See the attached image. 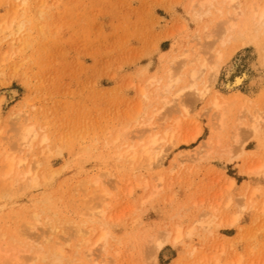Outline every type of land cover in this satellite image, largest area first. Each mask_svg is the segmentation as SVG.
<instances>
[{"label":"rangeland","instance_id":"rangeland-1","mask_svg":"<svg viewBox=\"0 0 264 264\" xmlns=\"http://www.w3.org/2000/svg\"><path fill=\"white\" fill-rule=\"evenodd\" d=\"M184 3L30 0L33 18L28 16L22 39L14 43L9 37L0 39V150L15 143L14 126L20 121L34 125L47 138L42 143L34 140L20 153L39 173L41 184L21 188L8 179L12 186L18 185L8 188L0 180V264H48L36 253L51 242L61 249L58 264H264V173H240L241 161L232 155L216 151L204 155L206 141L215 131L211 126L215 115L207 109L206 100L215 89L227 93L219 87L225 66L239 59V72L261 74L262 80L252 88L247 81L238 86L245 95L256 98L264 88V68L253 46L229 43L214 87L202 99L182 95L185 107L176 106L155 117L162 125L157 131L173 125L176 118L181 126L158 145L157 159L123 161L114 155L116 133L136 128L132 117L146 104L139 89L148 85V76L159 72L162 53L186 48L202 23L221 18L214 13L197 22ZM10 12L11 0H0V19ZM202 37L198 44L205 40ZM11 89L16 95L8 100ZM235 110V105L228 107L230 118ZM260 128L264 130V123ZM197 129L195 140L181 141ZM231 133V128L221 133L223 144L231 143ZM243 140L247 150L258 149L249 132ZM257 160L246 164H258ZM103 172L113 175L106 176L108 183L104 179L107 195L92 214L95 202L87 191L99 188L90 179ZM229 178L234 181L231 185ZM254 185L261 194L246 198V186ZM214 206L221 209L224 224L196 227L175 245L166 242L151 250V239L161 237L159 232L163 235L177 224L187 228ZM101 208L104 213H99ZM33 214L39 220L26 237L22 227L33 222ZM234 214L236 221L228 224ZM84 220L86 226L109 231L105 245L96 244L90 259L81 253L86 248L81 240L88 238L90 244L94 239L91 232H84L86 226L80 224ZM65 221L72 223L68 232L61 230ZM53 222L58 226L54 231L50 229Z\"/></svg>","mask_w":264,"mask_h":264},{"label":"bare ground","instance_id":"bare-ground-1","mask_svg":"<svg viewBox=\"0 0 264 264\" xmlns=\"http://www.w3.org/2000/svg\"><path fill=\"white\" fill-rule=\"evenodd\" d=\"M184 1L186 12L197 22H203L206 17L214 15V13H217L221 18L215 21V23L210 24V21L202 23V27L198 28L195 34L192 33L191 37L194 39L193 41L198 40L203 34L205 42L202 41L201 44H198L197 41H192V43L188 42L186 48H179L177 50L170 49L162 53L163 55L160 58L159 72L148 76L146 79L148 85L139 89V94L142 96L146 104L143 106L142 110L138 109L132 117L133 123L136 124L134 127L136 128L132 131L124 128L125 131H118L114 137V155L116 159L123 158L125 159L123 161L138 158L157 159L158 145L164 142L167 137L169 138L172 133H177L181 129V126L179 118H176L173 121V125L165 127L162 132L157 131L156 129L162 125L156 122L155 117L159 114H162L163 116L164 113H170L176 106L177 108L185 107L184 105H186V103L183 105V99H181L184 94L190 95L186 96V98L189 97L191 100L202 99L215 85V80L217 79L221 65L225 59H227L226 47L229 43L233 45L235 42L239 41L238 43L240 44L241 41V44L253 46L257 52L258 62L261 67L264 68V0H250L249 2L244 3L239 0ZM29 4L30 0H11L10 14L0 19V39L9 37L10 43L22 39L25 34V23L33 18V15L30 16L29 14ZM18 10H21V12L19 13ZM28 16L31 18L28 19ZM210 25L213 26L209 27ZM183 27L184 25H182V28ZM214 43L216 45L215 49L213 48ZM200 48L203 50L202 55ZM239 62V59L232 61L224 68L225 78L219 83V87L227 93L221 92L220 89H215L212 91L211 96L206 100L207 109L210 108L215 115L214 123L210 119L211 123H213L211 124L212 129L214 128L215 131H213L206 141L208 149L204 152V155L216 151L218 152V155L221 156L232 155L237 157L241 161L238 166L240 173L251 176L252 174L256 175L260 172L264 173V130L261 131L260 128V125L264 123V88H262L260 92L261 94H258V97L256 98H251L247 94L245 95L238 90V86L242 83L244 84V81H247L248 86L252 88V86L262 80L260 73H258V75L255 73V75L251 76L247 74V70L239 72ZM251 67L252 70H256L255 64H251L249 68ZM7 92L9 94L8 100H11L16 95L14 89L8 90ZM230 105L236 106L234 113L230 114V116L235 115V117L231 118L228 116V107ZM15 118H17V116ZM16 124L14 123L13 125ZM230 128L232 129V135H230V137L228 135V137L229 139L231 138V143L223 144L224 138H222L223 134L221 133L230 130ZM14 130L15 133L13 135L16 139V146L15 143L11 144V146L13 145L16 149H13V146H9V143H7V147L9 146V149H13V151L16 152L9 149H2L3 151L0 150V180L1 182L4 181L5 184L10 185H8L9 187L5 186V189H7V187L18 186H12L10 184L11 182L12 184L13 182L19 184L18 187L21 188L39 185L42 183L40 182L41 176L36 172V169L32 167V163L26 162V156L20 153H23L25 148L30 147L34 140L38 139V141L42 143L46 142L47 138L44 135H40L34 125L21 121L16 125V128L14 126ZM247 132H249V136L251 135L255 138L258 145L257 150L251 151L245 148L246 144L243 137ZM199 133L200 129H197L193 136L181 141L189 143L190 141L195 140ZM134 137L137 139L136 141L133 140L135 139ZM224 137L228 138L225 134ZM178 139L179 138L175 140ZM10 151H12L13 154L10 153ZM17 152L18 155H15L14 153ZM253 159H260V161L258 162L257 160L258 164L255 163L252 164V166L248 163L249 166H247L246 163ZM112 175L113 174H110L109 172H103L90 179L92 180V183L99 188V190L88 189L90 193L87 191L88 195H92L93 203L95 202L91 205L92 208L90 207L92 214H94V211L100 207L99 205H101L103 199L107 195V192L104 189V185L106 182L108 183L105 179L106 176ZM8 179L11 182L9 181L8 183ZM89 182L91 183V181ZM233 183V179L229 178V185ZM2 184L3 183H1V185ZM95 185H93V188H96ZM246 189L245 190L248 191L246 198L248 199H251L257 194L260 195L262 192L258 185H254L251 188L246 186ZM228 204L229 202L226 203V205ZM220 210L214 206L211 211H205L206 213H202L203 216H198V218L194 220V224H191L187 228H183L177 224L175 227L173 226L174 228L172 227L171 230L164 231L163 235L161 234L162 231L161 233L159 232L161 237L158 235V237H153L154 240L153 238L151 239V244L153 242L151 250L156 251L160 249L166 242H171L175 245L182 240L183 236L189 237L192 235L194 231H196V227L207 229L214 224L215 226L224 224L223 222L225 219L223 221V219L220 218L223 216L221 215L222 211ZM103 211L104 210L101 208L99 213H104ZM33 215L35 217L32 218L33 222H27L22 227L23 234H28L26 237L30 236L29 230L34 229V225L39 220L37 219L38 214ZM96 217H98V215ZM100 217L101 215L99 218ZM237 217L235 214L231 216V220L228 221V224H233ZM92 219V215H90L89 220ZM68 224L71 225L72 223L70 221H65L64 229L63 227L61 229L63 232H68ZM80 224L86 226L87 222L84 220L81 221ZM73 226L78 225L74 224ZM81 228L79 230H81ZM50 229L53 231L58 229L57 224L53 222ZM84 232H87L86 234H88V232L90 234L91 232V234L94 235V239L90 244L88 243V238L87 240H81L82 245H85L86 247L81 250V253L83 255L86 254V257L90 259L93 255L92 253L96 244L102 243V245H105L109 238V231L104 228L97 229L93 226H86V231ZM84 232L83 234H85ZM46 239L49 241L51 238L46 237ZM87 243L88 245H86ZM36 257L48 260V264H58L62 262L63 256L58 243L51 242L44 245V247L36 253ZM8 259L10 260V258H7V260ZM14 259H17V257H14Z\"/></svg>","mask_w":264,"mask_h":264}]
</instances>
